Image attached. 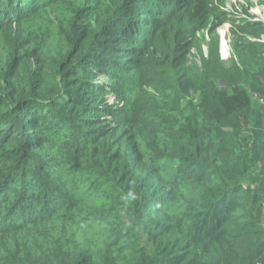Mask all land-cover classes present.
I'll return each mask as SVG.
<instances>
[{
  "label": "trees",
  "instance_id": "obj_1",
  "mask_svg": "<svg viewBox=\"0 0 264 264\" xmlns=\"http://www.w3.org/2000/svg\"><path fill=\"white\" fill-rule=\"evenodd\" d=\"M220 14L0 0V264H264V23L227 70Z\"/></svg>",
  "mask_w": 264,
  "mask_h": 264
},
{
  "label": "rangeland",
  "instance_id": "obj_2",
  "mask_svg": "<svg viewBox=\"0 0 264 264\" xmlns=\"http://www.w3.org/2000/svg\"><path fill=\"white\" fill-rule=\"evenodd\" d=\"M218 5L221 13L218 21L220 19L222 21L218 22L216 19L210 25L212 37L218 41L222 66L227 70H233L234 67L238 66L239 59L232 41L231 29L248 19L264 23V4L263 0H218ZM262 41L264 42V39ZM209 43L210 36L206 30H203L198 34L197 46L192 48L187 56L192 68L197 69L200 66V58L207 55ZM108 81L106 78L98 82L99 84H107ZM109 101L114 103L113 98H110ZM255 102L259 107H264V100L255 98ZM262 217H264V210Z\"/></svg>",
  "mask_w": 264,
  "mask_h": 264
}]
</instances>
